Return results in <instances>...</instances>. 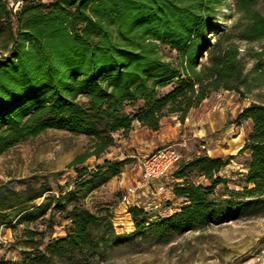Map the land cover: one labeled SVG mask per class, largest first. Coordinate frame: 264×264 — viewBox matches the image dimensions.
Instances as JSON below:
<instances>
[{"label":"trees","instance_id":"obj_1","mask_svg":"<svg viewBox=\"0 0 264 264\" xmlns=\"http://www.w3.org/2000/svg\"><path fill=\"white\" fill-rule=\"evenodd\" d=\"M22 1L13 11L0 0V35L8 34L11 41L0 55V155L48 128L66 129L90 137L89 149L71 163L80 180L85 174H115L124 160L106 159L95 170L83 164L114 145L117 129L127 131L138 120L157 130L164 116L177 113L184 120L214 91L244 94L264 80V49L241 50L225 33L213 43L206 39L222 0ZM239 9L247 20L241 38L251 42L264 37V15L254 8V0H240ZM161 45L177 51V65L161 56ZM204 52L208 57L202 63ZM248 57L253 60L250 70ZM172 82L167 92L159 93ZM138 101L143 103L135 114L126 111ZM237 119L252 122L239 150L249 155L243 185L229 186L219 175L229 159L194 155L173 171L172 190L182 199L179 209L161 217L130 206L137 230L149 227L153 217L176 232L264 214V101L250 102ZM192 172L208 182L196 183ZM45 191L30 183L18 189L1 182L0 219L35 209ZM64 218L70 221L64 236L45 242L44 230L28 229L20 259L0 257V264H91L97 250L117 235L108 207L94 212L74 205Z\"/></svg>","mask_w":264,"mask_h":264},{"label":"rangeland","instance_id":"obj_2","mask_svg":"<svg viewBox=\"0 0 264 264\" xmlns=\"http://www.w3.org/2000/svg\"><path fill=\"white\" fill-rule=\"evenodd\" d=\"M22 2L6 0L7 7L13 11L20 8ZM239 3L240 0H222L215 7L213 27L207 30L206 39L213 43L225 33V38L236 42L241 50L264 49V37L251 42L241 38L247 20L239 9ZM254 8L264 15V0H254ZM10 43L8 34L0 35V55L8 51ZM160 54L178 64L176 50L161 45ZM207 57V52H204L200 61L206 62ZM252 65L253 60L248 57L247 70ZM172 86L173 82L159 88V93L167 92ZM254 100L264 101V80L244 94L224 89L212 92L201 105L190 109L189 121L185 119L188 126L179 125L178 128L183 129L178 134H171L172 131L166 129L146 131L133 125L127 131L117 129L113 132L114 145L99 157H88L83 165L88 170H95L106 159L124 160L125 163L119 172H101L95 178L85 174L80 180L71 165L78 154L89 149L90 137L85 133L48 128L16 143L0 155V183L8 181L18 189L30 183L42 186L46 191L36 200L38 207L35 209L12 212L8 221L0 219V257L19 260L22 250L27 248L25 231L28 229L44 230L45 242L64 236L70 226L64 215L74 205L80 204L94 212L108 207L117 232L97 250L91 264H264V214L241 216L222 224H197L189 230L171 232L156 222V217L150 219L149 227L137 230L129 210L130 206L144 207L161 217L178 210L182 199L177 198L172 190L176 182L173 171L182 161L189 159V155L193 156L196 149L220 153L229 159L219 175L228 179L229 186L241 187L242 172L246 171L249 155L239 153V150L252 130V122L238 120L237 115L241 108ZM142 103L128 104L125 109L135 114ZM171 116L179 118V114L172 113L164 116L162 121H177ZM198 128L203 131L201 136L194 134ZM187 138H190L188 144H182ZM167 146L178 150L182 160L164 178L146 181L143 176L144 158ZM190 176L196 183L208 182L197 172ZM85 180L91 181L82 187ZM75 187L79 192L73 191ZM94 232L99 235L101 231L95 228Z\"/></svg>","mask_w":264,"mask_h":264},{"label":"built area","instance_id":"obj_3","mask_svg":"<svg viewBox=\"0 0 264 264\" xmlns=\"http://www.w3.org/2000/svg\"><path fill=\"white\" fill-rule=\"evenodd\" d=\"M181 160V153L171 146L158 148L144 158L143 176L146 181L160 180Z\"/></svg>","mask_w":264,"mask_h":264},{"label":"crops","instance_id":"obj_4","mask_svg":"<svg viewBox=\"0 0 264 264\" xmlns=\"http://www.w3.org/2000/svg\"><path fill=\"white\" fill-rule=\"evenodd\" d=\"M225 91H230V90H225ZM205 100V99H204ZM202 103H200V105H201ZM249 104V103H248ZM248 104H246L245 106H247ZM244 106V107H245ZM243 107V108H244ZM243 108H241L239 111H238V113L243 109ZM193 109V108H192ZM191 109V110H192ZM190 110V111H191ZM190 113V112H189ZM189 115V114H188ZM186 116V120H188L189 121V116ZM173 119H177V121H175V122H167V120H164V121H162V123H161V126H160V129H157V130H155V131H158V130H164L165 131V129L167 130V131H172L171 132V134H173V133H175V134H178V133H180L181 131H182V127L181 128H178L179 127V125H182L184 128H186L187 126H188V122H186L185 121V119L184 120H180L179 118H178V116H171ZM166 119V118H165ZM132 125H133V127H136V126H140V127H142V128H144L146 131H150V130H152V129H150V128H148V127H146V126H142L141 124H140V122L138 121V120H135L133 123H132ZM199 126H201V124L199 125ZM194 134H198V135H202L203 134V131H202V129H196V131H194ZM202 140H204V139H202ZM188 141H190V138H187V139H184V142L182 143V144H188ZM187 147H188V149H190V147L187 145ZM201 153H208V154H210V155H213V156H221L220 155V153H215V154H212V153H210V152H207V151H200L199 149H196V151H195V154L194 155H198V154H201ZM193 155V156H194ZM189 158H191L192 156L191 155H189L188 156Z\"/></svg>","mask_w":264,"mask_h":264}]
</instances>
